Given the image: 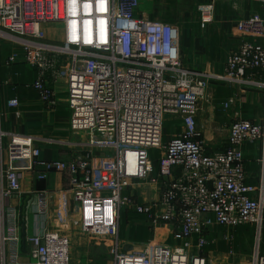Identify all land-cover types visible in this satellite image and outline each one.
I'll return each instance as SVG.
<instances>
[{
    "label": "built area",
    "instance_id": "2783aa9c",
    "mask_svg": "<svg viewBox=\"0 0 264 264\" xmlns=\"http://www.w3.org/2000/svg\"><path fill=\"white\" fill-rule=\"evenodd\" d=\"M259 1L262 13L237 22L240 42L217 74L186 65L181 27L140 15L141 0H0V42L11 49L5 63L35 68L29 87L41 105L49 112L66 105L70 132L84 135L75 143L5 132L0 107V264H16L21 251L19 214L9 201L21 194L24 172L46 182L62 174L67 190L58 191L60 223L108 240L112 264H241L234 251L240 226H249L253 236L247 264H264V0ZM214 9L212 3L199 6L202 29L213 22ZM212 83L236 91L234 98L261 97L252 118L231 123L220 150L209 148L199 125ZM20 105L18 97L7 101L9 109ZM168 120L174 125L169 135ZM42 145L80 153L46 160ZM137 183L157 196L139 202ZM38 197V211L45 212L52 198ZM128 211L143 216L154 235L138 242L140 249L121 235ZM163 227L170 229L171 244L155 239ZM220 229L228 247L210 255L208 239ZM27 242L28 264H71L70 241L60 231L38 232Z\"/></svg>",
    "mask_w": 264,
    "mask_h": 264
},
{
    "label": "crops",
    "instance_id": "0c3cea01",
    "mask_svg": "<svg viewBox=\"0 0 264 264\" xmlns=\"http://www.w3.org/2000/svg\"><path fill=\"white\" fill-rule=\"evenodd\" d=\"M191 1L192 10L185 9L186 2ZM213 4V22L202 29L199 24V6ZM262 3L259 0H141L139 14L147 18L167 21L179 25L182 30V50L186 65L197 70L219 73L224 70L227 55L234 51L240 42L237 33V22L249 20L254 14L262 13ZM184 17V18H183ZM177 18V19H174ZM182 18V19H180ZM11 49L6 46L0 52V107L4 113L2 130L5 132L22 133L38 138L68 139L71 132L68 128L70 112L64 105L55 111L49 112L41 105L37 92L29 86L36 77V69L25 63L7 65L6 59ZM62 90V89H61ZM212 100L205 105L211 117L216 118L220 109L226 112L222 115V122L231 124L237 118L250 119L253 117L252 105L254 99L249 94H239L233 97L236 91L221 83H212ZM18 97L21 105L17 109H9L7 101ZM228 102V110L224 104ZM226 110V111H225ZM203 116V115H202ZM202 117L199 119V125ZM212 118V119H213ZM211 123V121H210ZM225 125V124H224ZM226 126V125H225ZM169 135L168 132H166ZM228 134V133H227ZM227 136V135H226ZM226 138V137H225ZM9 141L7 136L3 139ZM7 147V146H6ZM5 147V148H6ZM214 150V148H212ZM74 152L59 146L42 145V158L46 160H68ZM48 182L36 179V175L24 172L22 175V192L18 198L10 199L9 203L18 210V225L22 237L21 251L16 264H28L31 247L27 239L42 231H60L70 241L71 264H112L108 240L94 239L85 235L79 227L70 224L68 227L60 223L56 205L50 200L45 212L38 211L40 193L54 198L59 189L66 187V179L62 174L53 173ZM135 194L139 202L157 196L152 188L137 183ZM51 199V201H52ZM143 216L131 213L121 223V235L140 249L138 242H148L153 239L152 231L144 224ZM64 227V228H61ZM170 229L163 227L155 232V239L161 243L171 244ZM141 236V237H139ZM10 263V260L7 262Z\"/></svg>",
    "mask_w": 264,
    "mask_h": 264
},
{
    "label": "rangeland",
    "instance_id": "374dc122",
    "mask_svg": "<svg viewBox=\"0 0 264 264\" xmlns=\"http://www.w3.org/2000/svg\"><path fill=\"white\" fill-rule=\"evenodd\" d=\"M185 9H190L192 10L194 7H192V3L191 1H187L184 5ZM184 18V17H183ZM177 19V18H174ZM182 19V18H180ZM58 26V25H57ZM57 26H52V27H57ZM59 27V26H58ZM0 46H8V44H6L3 40L0 42ZM261 97L259 100V94L257 95V97L255 96L254 98V105H252V114L254 115L255 112H257V110H259L261 107ZM228 110V109H227ZM220 112L217 113L216 118L211 117L209 119V113L206 111L203 112V116L201 118V122H200V129L203 130V134H204V141L206 142V144L209 146V148H214V150H220V148H222L223 144H224V140L225 137L228 133V129L230 127L231 124H227L222 122V115H225L226 112H223L222 109L219 110ZM225 113V114H224ZM169 117V116H168ZM167 117V118H168ZM213 118V119H212ZM211 121V123H210ZM226 126H225V125ZM173 124L171 121H167L165 123V128H166V132H171L173 130ZM177 130L178 132H180V128L177 126ZM84 135L83 134H72L71 133V137L70 139L73 142H81L83 141ZM8 145V141L5 140L4 141V146L6 147ZM6 151V156H7V147L5 148ZM153 153V157H156V154L158 153L156 150L152 151ZM111 153H109L110 155ZM60 190H67L66 187H63ZM68 196V201L71 200V202H73L72 197L73 196ZM61 194H55L54 198L51 201V205H56V207H59V203H60V198H61ZM71 198V199H70ZM57 210V209H56ZM126 218V217H125ZM127 219V218H126ZM123 220V218H122ZM125 220V219H124ZM126 222V220H125ZM249 227V226H248ZM248 227H241L239 229H237L235 231V240H234V251L236 252L238 257H241V264H247L248 261V257L252 252L253 249V237L252 234L250 232V228ZM64 228V227H61ZM224 231V229H220L219 231H216L211 237H209L208 242L209 244L206 246V251L209 252L210 255H212L213 252L215 251H222L224 249H226L228 247V243H226V241L220 237V234H222Z\"/></svg>",
    "mask_w": 264,
    "mask_h": 264
},
{
    "label": "trees",
    "instance_id": "16d2710c",
    "mask_svg": "<svg viewBox=\"0 0 264 264\" xmlns=\"http://www.w3.org/2000/svg\"><path fill=\"white\" fill-rule=\"evenodd\" d=\"M165 22V21H164ZM3 46H1L0 47V52H1V48H2ZM183 51V50H182ZM184 56V55H183ZM1 64V63H0ZM63 104H61L60 106H62ZM65 107H66V105H64ZM59 107V106H58ZM57 107V108H58ZM66 108H68V107H66ZM69 110V109H68ZM131 214V212H126L125 214H124V216H123V219L126 217V216H128V215H130ZM123 221V220H122ZM145 224V223H144ZM146 225V224H145ZM147 226V225H146ZM148 227V226H147ZM241 227H248V226H240L239 228H241ZM239 228H237V229H239ZM248 228H250V227H248ZM150 229V228H149ZM236 229V230H237ZM235 230V231H236ZM250 232H251V228H250ZM251 234H252V232H251ZM139 237H141V236H139ZM253 237V236H252ZM262 242H263V247H264V233H263V239H262Z\"/></svg>",
    "mask_w": 264,
    "mask_h": 264
}]
</instances>
